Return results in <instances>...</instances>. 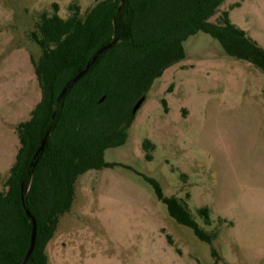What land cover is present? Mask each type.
Masks as SVG:
<instances>
[{
	"label": "rangeland",
	"instance_id": "obj_1",
	"mask_svg": "<svg viewBox=\"0 0 264 264\" xmlns=\"http://www.w3.org/2000/svg\"><path fill=\"white\" fill-rule=\"evenodd\" d=\"M95 3L0 0V191L20 148L18 125L42 95L32 36L42 13L67 18L78 5L84 15ZM224 11L264 47V0H226L210 20L221 23ZM184 45L186 58L156 79L126 143L106 150L116 165L79 176L49 264H264V72L204 31ZM146 176L188 205L219 259L170 215Z\"/></svg>",
	"mask_w": 264,
	"mask_h": 264
},
{
	"label": "trees",
	"instance_id": "obj_2",
	"mask_svg": "<svg viewBox=\"0 0 264 264\" xmlns=\"http://www.w3.org/2000/svg\"><path fill=\"white\" fill-rule=\"evenodd\" d=\"M95 1L84 15L78 5H72L67 18L57 9L43 12L32 33L42 49L40 58L33 59L42 95L31 117L18 125L20 148L0 191V264H17L29 248L33 222L27 209L36 219L37 236L25 264H49L47 246L72 208L79 176L116 165L105 160L106 150L126 143L135 118L133 105L168 67L186 58L184 42L190 36L209 33L228 55L264 72V47L234 24L228 11L221 23L210 20L226 0ZM109 43L112 46L59 101L69 80ZM47 131L45 147L35 158ZM145 147H153L150 140ZM146 179L170 215L210 243L219 259L213 235L188 205L165 195L155 178ZM200 212L210 223L209 208Z\"/></svg>",
	"mask_w": 264,
	"mask_h": 264
},
{
	"label": "water",
	"instance_id": "obj_3",
	"mask_svg": "<svg viewBox=\"0 0 264 264\" xmlns=\"http://www.w3.org/2000/svg\"><path fill=\"white\" fill-rule=\"evenodd\" d=\"M124 1V0H123ZM112 46V43H109L101 48H99L96 53L94 54L92 60L90 62H88L87 66L85 69L81 70L78 74H76L74 77H72L69 82L66 84V86L63 88L61 94L58 97V100L60 101L65 94L67 93L68 89H70L80 78H82L86 72L89 70V68L96 62L98 56L100 54H102L105 50L109 49ZM105 99V96H103L101 98V101H103ZM146 100V95L140 97L134 107H133V115H136L137 111L139 110V108L142 106V104L144 103V101ZM49 136V131L46 132L44 138L41 141V144L35 154V158H37L40 154V152L44 149L47 138ZM22 192H24V189H22ZM23 202H24V196H23ZM27 214L29 217L32 218V222H33V227H32V234H31V241H30V245L29 248L26 252V254L24 255V257L17 263V264H25L27 262V260L30 258L34 247H35V243H36V236H37V222L36 219L34 217H32L30 211L27 209L26 210Z\"/></svg>",
	"mask_w": 264,
	"mask_h": 264
}]
</instances>
